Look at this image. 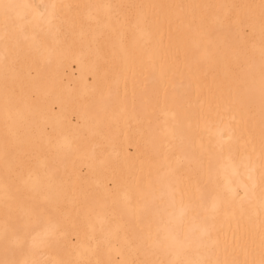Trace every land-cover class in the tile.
<instances>
[{
	"label": "bare ground",
	"instance_id": "obj_1",
	"mask_svg": "<svg viewBox=\"0 0 264 264\" xmlns=\"http://www.w3.org/2000/svg\"><path fill=\"white\" fill-rule=\"evenodd\" d=\"M264 0H0V264H260Z\"/></svg>",
	"mask_w": 264,
	"mask_h": 264
},
{
	"label": "snow or ice",
	"instance_id": "obj_2",
	"mask_svg": "<svg viewBox=\"0 0 264 264\" xmlns=\"http://www.w3.org/2000/svg\"><path fill=\"white\" fill-rule=\"evenodd\" d=\"M260 264H264V260H262V261L260 262Z\"/></svg>",
	"mask_w": 264,
	"mask_h": 264
}]
</instances>
